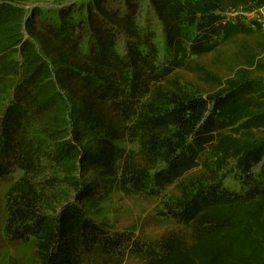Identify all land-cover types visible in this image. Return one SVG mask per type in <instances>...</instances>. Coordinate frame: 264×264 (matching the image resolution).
<instances>
[{"label":"trees","instance_id":"1","mask_svg":"<svg viewBox=\"0 0 264 264\" xmlns=\"http://www.w3.org/2000/svg\"><path fill=\"white\" fill-rule=\"evenodd\" d=\"M15 2L25 0L0 1ZM139 4L88 2L87 50L74 35L72 14L82 16L79 8L62 9L57 27L43 29L30 20L31 36L44 39L56 60V85L72 105L75 126L64 148L49 153L42 137L54 132H39V126L62 97L44 96L38 83L45 66L17 87L15 97L0 92V180L24 173L6 195L7 236L11 242L43 241L39 264H122L132 238L110 235L92 219L98 202L116 186L141 192L174 185L178 197L163 215L191 239L180 233L162 238L158 254L149 252L143 264H264V186L255 171L262 166L264 175L262 82L242 70L235 79L223 78L199 63L262 31L246 17L260 13L264 0H150L165 41L162 65L154 32L137 20ZM21 49L28 51L29 44ZM183 72L212 91L193 92ZM73 158L94 182L76 203L63 204L52 222L45 216V193L62 181L54 166ZM235 177L244 192L224 186Z\"/></svg>","mask_w":264,"mask_h":264},{"label":"rangeland","instance_id":"2","mask_svg":"<svg viewBox=\"0 0 264 264\" xmlns=\"http://www.w3.org/2000/svg\"><path fill=\"white\" fill-rule=\"evenodd\" d=\"M90 1L25 0V2H15L13 5L0 3V83H2L0 92L5 95L9 93L15 97L18 93L17 87L30 75L38 72L40 66H45V74H42L38 83L45 87L44 96L51 98L55 92L60 93L57 96L62 97L64 102V104L62 101L57 103L54 110L44 117L39 126V132L49 128L51 132H54L47 137H42V140L51 146L48 149L49 153H59L66 142L70 141L71 132L75 126V117H73L72 105L56 85V60L47 51L44 39L38 38L37 33L31 36L30 20L33 26L43 29L57 27L60 23L59 12L62 9L72 6L79 8L82 16L72 14L77 24L74 35L78 38L82 37L83 50H87L86 5ZM138 9L137 20L140 25L149 27L155 34V42L160 52L159 65H162L166 58L162 25L153 14L150 0H140ZM34 13L35 16H33ZM250 21H258L259 25L263 26V30H256L252 37L221 46L216 54L202 57L199 63L213 74L223 78L235 79L239 70L245 71L248 76L261 80L264 92V9L258 14L248 15L246 23L249 24ZM23 43L29 44L28 51H22ZM124 49V39H122L120 50L123 54ZM181 78L185 83L187 82L188 88L193 92L197 89L202 94L212 91L210 87L203 86L201 80L194 74L183 72ZM59 119L64 120L63 125L58 123ZM48 125L62 127L64 131L56 130V128L54 129L56 131H53ZM261 134L264 136V131ZM54 168L62 181L50 183L45 193L47 197L45 205L49 208L45 216L52 222L55 216L60 214L63 204L68 201L76 203L78 193L94 182L89 172L80 167L77 158L66 160ZM255 171L259 174L257 184L264 186V175L260 174L262 166H258ZM23 175V172L17 170L8 177V180H0V264H39L44 253L42 246L44 242L39 238L11 242L7 236L6 195ZM224 186L232 192H244V186L238 177H235V180L227 179ZM153 187V191L151 188H146L141 192H126L116 186L111 189L112 193L108 199L98 202L100 208L97 212L95 211V215H92V219L102 225L110 235L126 234L132 238L131 247L123 258L122 264H143L149 252L158 254L161 239L170 237L172 233H180L185 238L191 239V233L187 229L177 226L163 215L166 205L176 201L178 197L175 186H167L162 190H159L157 184ZM87 264L104 263L102 259H95Z\"/></svg>","mask_w":264,"mask_h":264}]
</instances>
